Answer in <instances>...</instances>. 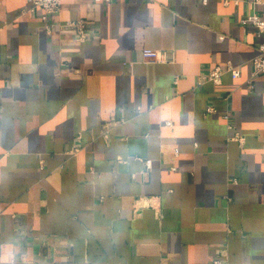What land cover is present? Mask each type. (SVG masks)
Segmentation results:
<instances>
[{
  "label": "crops",
  "instance_id": "obj_1",
  "mask_svg": "<svg viewBox=\"0 0 264 264\" xmlns=\"http://www.w3.org/2000/svg\"><path fill=\"white\" fill-rule=\"evenodd\" d=\"M30 5L0 0V264H264V5Z\"/></svg>",
  "mask_w": 264,
  "mask_h": 264
},
{
  "label": "built area",
  "instance_id": "obj_2",
  "mask_svg": "<svg viewBox=\"0 0 264 264\" xmlns=\"http://www.w3.org/2000/svg\"><path fill=\"white\" fill-rule=\"evenodd\" d=\"M93 1L103 2V3L110 2V0H93ZM203 2H206V0H203ZM251 2L255 5L256 4L264 5V0H251ZM30 3H31L30 5L31 7L29 8L30 11H34L36 8L42 9L43 14L41 16V19L43 20V22H46L49 16L59 13L62 0H30ZM242 23L251 24L256 30L257 37L262 39V42L257 47L258 54L251 61L252 70H251L250 78L247 80L248 85L251 87L252 81L256 77L261 75L264 76V10L261 14L253 13L245 17L242 20ZM66 25L77 29V37L84 38L86 36L85 30H83L85 25L82 20L68 22ZM142 58L148 62H158L161 58V55L156 50L143 49ZM226 73H228L234 80L240 78L241 75L240 68L228 62L224 67L216 66L206 74H203L198 80V85H202L208 82L213 84L214 86H219L222 84V77ZM206 112L213 113L216 112V109L213 106H209L207 107ZM223 118L227 121L229 120L228 112L223 113ZM231 127L232 126L229 124V128ZM237 139L239 142L241 143L243 142V138L237 136ZM146 165L149 166V162H146Z\"/></svg>",
  "mask_w": 264,
  "mask_h": 264
},
{
  "label": "clouds",
  "instance_id": "obj_3",
  "mask_svg": "<svg viewBox=\"0 0 264 264\" xmlns=\"http://www.w3.org/2000/svg\"><path fill=\"white\" fill-rule=\"evenodd\" d=\"M17 251H19V249H13L11 247L5 248L3 253V261H11Z\"/></svg>",
  "mask_w": 264,
  "mask_h": 264
}]
</instances>
